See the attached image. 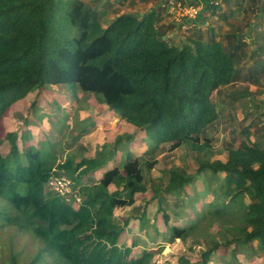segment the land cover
<instances>
[{
    "label": "trees",
    "instance_id": "trees-1",
    "mask_svg": "<svg viewBox=\"0 0 264 264\" xmlns=\"http://www.w3.org/2000/svg\"><path fill=\"white\" fill-rule=\"evenodd\" d=\"M169 1L0 0V124L12 105L37 87L65 85L75 100L80 92L98 96L134 127L132 135H117L93 156L69 152L63 161L56 151L29 144V133H23L22 150L16 132L0 138V147L10 141L7 154L0 148V198L8 207L0 227H16L41 244L23 263H18L21 252L10 255V264H151L159 249L132 256L136 242L120 244L124 224L115 218L116 209L134 205L145 192L150 198L144 206L154 201L171 241L192 238L201 244L196 263L180 255L177 264H208L216 250L231 247L234 254L239 244L257 242L256 249L264 251V126L252 121L239 144L235 137L224 143V161L207 157L209 129L222 117L213 93L236 82L260 85L264 77V29L257 27L264 0H223L224 10L208 3L206 9L230 28L218 38L216 27L192 26L179 40L174 32L182 24L167 19ZM136 3L150 7L119 8ZM235 8L245 26L260 18L253 43L242 25L228 21ZM202 11L187 23L202 24ZM139 132L148 143L142 153L127 150L122 166L107 167L124 138ZM166 143L194 153L193 173L187 166L157 167ZM156 168L162 171L158 180L152 175ZM103 169L99 180L84 182V176ZM202 173L217 184L197 191L193 184ZM60 175L78 187V206L48 189L49 179ZM186 207L195 216L184 225L172 223V217L184 218Z\"/></svg>",
    "mask_w": 264,
    "mask_h": 264
},
{
    "label": "rangeland",
    "instance_id": "rangeland-1",
    "mask_svg": "<svg viewBox=\"0 0 264 264\" xmlns=\"http://www.w3.org/2000/svg\"><path fill=\"white\" fill-rule=\"evenodd\" d=\"M111 1L117 4V0ZM198 1V4H194V6L198 7V13L203 9L201 18L204 19L202 24L198 22L199 25L196 22L187 23L189 16L187 15L188 17H186L185 14L188 11L185 8L181 9L177 7V4L168 7L169 15L167 19L176 20L177 22L179 20L182 24V26L180 25V31L176 30L174 32L178 40L185 38L187 30L192 26L199 27L202 30L208 27H216L218 29V38L222 32L230 28L227 24L223 25L218 17L212 14V8L206 9L208 3L218 4L221 10L226 9V4L223 0ZM128 6V4H125L119 8L122 10L145 11L150 7V4L136 3L132 8ZM193 12L194 9L191 17L195 18L197 14L195 13L194 15ZM259 19H255L251 23L252 25L245 26L243 14L235 8L230 12L228 21L242 25L243 36L246 37L248 42L253 43L254 23ZM109 20L110 18L105 19L104 23ZM261 21V25L257 26L259 30L264 29V19ZM212 96L217 108L222 111V117L218 124L209 129L212 146L207 157L210 160L221 159L224 161L226 158L224 143L231 142L233 137H235L237 138L236 144H239L242 140L244 128L248 127L252 121L264 126V114H261L264 112V77L260 85L236 82L222 88L221 92H214ZM34 100L36 104L32 107L31 103ZM225 100H231L232 104L226 105ZM93 121L95 125L90 126ZM83 131L86 132L82 134ZM6 132L17 133V144L21 150L25 145V141L22 138L23 133H29L27 137L29 144L32 143L42 148L44 147L46 151H56L58 161H63L69 152L93 156L104 142H113L117 135H132L134 127L126 120L121 119L116 113L111 112L108 105L96 95H85L80 92L75 100L65 85H46L42 88L37 87L25 98L12 105L1 121L0 138ZM135 134L136 136L132 139L124 138L114 158L106 164L107 167H112L116 164L122 166L127 150L137 155L142 153L148 143L142 132ZM164 147L165 149L157 155V167L187 166L188 172H194L196 165L192 151L185 146L172 148L171 143L164 144ZM0 148L4 155L7 154L10 148V141L5 139L1 143ZM103 171L104 169L88 174L90 178L89 176H84V182L94 183L99 180ZM161 173L162 171L156 168L153 170L152 175L155 180H158L156 177L160 176ZM55 178L60 180L65 178L64 182L66 185L63 182L64 186L59 184L58 186L56 183L48 181V189L53 192L57 190L67 202H70L73 206H78L81 196L78 193V187H74L75 183L67 176L60 175ZM209 182H212L214 186L217 184V180L213 182V178L207 176L206 173H202L195 179L193 185L197 191H201ZM56 186H58V189ZM192 192L193 188L189 186L188 193ZM211 197V192L207 193L205 201H209ZM149 198L150 194L145 192L139 196L134 205L116 209V220L124 224L120 244H130L135 241L136 246L132 248V256L140 255L143 250L159 249L153 256L151 264H177L180 255H185L191 262L196 263L199 259L201 244L195 242L192 238H188L186 241L180 239L171 241L163 218L156 211L154 201L144 206ZM168 199L171 200L172 196L168 197ZM136 205L140 206L139 210L134 209ZM197 205L201 206L202 200ZM6 208L8 207L5 200L0 198V219H2L4 211L7 210ZM143 211H145L144 221L138 217ZM183 214L185 215L184 218L172 217L171 222L184 225L187 222V217L192 218L195 216V213L189 207L185 208ZM40 245V241L29 233L17 230L16 227H0V264H10V255L17 252L22 253L18 263H23L36 253ZM256 247L257 242L250 244L248 247H243L239 244L235 247L234 254L231 247L218 249L212 255L208 264H264V251L256 249Z\"/></svg>",
    "mask_w": 264,
    "mask_h": 264
},
{
    "label": "built area",
    "instance_id": "built-area-1",
    "mask_svg": "<svg viewBox=\"0 0 264 264\" xmlns=\"http://www.w3.org/2000/svg\"><path fill=\"white\" fill-rule=\"evenodd\" d=\"M170 4V5H169ZM169 4H168V6L170 7H172V5L174 6V4H177V7H180L181 9L182 8H185L187 11H188V13H186L185 15H186V17H188L189 16V18H192L191 16L193 15L192 14V10L194 9V15H195V13L196 14H198V11H197V9H198V7H195L193 4L192 5H183L180 1L177 3L175 0H170L169 1ZM188 15V16H187ZM196 17V16H195ZM189 18H187V19H189ZM194 18V17H193ZM174 21H176V20H174ZM177 22V21H176ZM178 22H179V20H178ZM179 23H181V22H179ZM55 177H57V176H53V177H51L50 178V183H56L57 185L59 184L60 186H64V184H63V182H64V179L63 180H60V179H58V178H55ZM65 183V182H64ZM58 185V186H59ZM65 185H66V183H65ZM58 186H56L57 187V189H58ZM57 191V190H56ZM58 192V191H57Z\"/></svg>",
    "mask_w": 264,
    "mask_h": 264
},
{
    "label": "crops",
    "instance_id": "crops-1",
    "mask_svg": "<svg viewBox=\"0 0 264 264\" xmlns=\"http://www.w3.org/2000/svg\"><path fill=\"white\" fill-rule=\"evenodd\" d=\"M176 36V35H175Z\"/></svg>",
    "mask_w": 264,
    "mask_h": 264
}]
</instances>
